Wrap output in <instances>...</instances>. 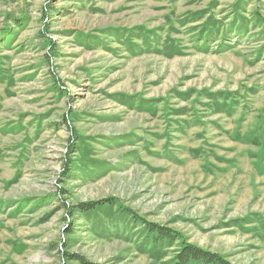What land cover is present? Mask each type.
<instances>
[{
  "label": "rangeland",
  "instance_id": "374dc122",
  "mask_svg": "<svg viewBox=\"0 0 264 264\" xmlns=\"http://www.w3.org/2000/svg\"><path fill=\"white\" fill-rule=\"evenodd\" d=\"M145 221L264 264V0H0V264H171Z\"/></svg>",
  "mask_w": 264,
  "mask_h": 264
},
{
  "label": "trees",
  "instance_id": "16d2710c",
  "mask_svg": "<svg viewBox=\"0 0 264 264\" xmlns=\"http://www.w3.org/2000/svg\"><path fill=\"white\" fill-rule=\"evenodd\" d=\"M112 203L111 199L90 201L80 203L75 208L81 213V218H85L86 214ZM144 228H146V234L148 238L152 239L153 243L167 242L174 244L179 242V249L175 252L171 264H237L217 252L187 242L178 231L168 227L145 221ZM74 260L83 262V258L77 255Z\"/></svg>",
  "mask_w": 264,
  "mask_h": 264
}]
</instances>
